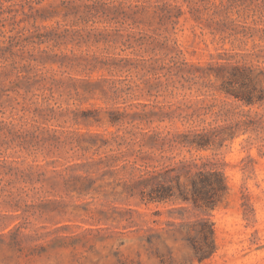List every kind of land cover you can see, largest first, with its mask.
Segmentation results:
<instances>
[{"label":"trees","instance_id":"trees-1","mask_svg":"<svg viewBox=\"0 0 264 264\" xmlns=\"http://www.w3.org/2000/svg\"><path fill=\"white\" fill-rule=\"evenodd\" d=\"M43 1L0 0V22L10 26V33L0 40V57L11 60L0 65V181L7 182L0 188V207L4 208L0 212V235L9 236V244L14 246L46 234L28 225L29 216L37 214L39 220L53 222L54 216L44 217V213L54 205L66 204V197L115 199L119 195L117 186L130 181L120 174L126 175V167L138 169L128 160L132 147L125 128L120 127L124 113L118 112L119 106L109 107L103 116L102 108L86 106L74 119L84 129L43 126L37 121L54 118L55 109L60 107L52 88L60 80L56 72L19 62L46 60L41 52H37L38 57L34 54L39 47L35 44L48 38L40 31L38 20H51L61 11L64 16L102 13L126 18L127 7L144 12L145 0H59L45 5ZM181 1L156 0L157 4L148 7L154 8L155 16L164 23L173 17L177 21L186 4L196 12L195 19L210 28L212 42L221 46L228 43L230 49L218 51L217 59L204 62L177 61L172 56L158 68V76L164 77L159 85L165 95L174 97L185 91L196 94L184 96L185 102L176 100L162 106L160 120H166L170 127L149 136L153 148L150 155L155 156L156 164L145 171L141 200L145 206H167V213L175 219L165 221L162 241L167 256L161 259L162 264H193L215 253L209 213L224 202L228 193L220 162L222 149L247 135L244 141L248 150L258 143L257 151L264 156V45L246 48L249 39L264 41V0ZM21 24V29L14 30ZM26 24L31 28H25ZM118 92L130 97L127 88H118ZM103 124L117 130L90 128ZM197 151H210L211 155H194ZM183 152L189 156H181ZM38 153L44 162H38ZM30 155L32 161L28 160ZM46 156L54 158L47 160ZM243 205L249 206L247 198ZM190 215L194 219H187ZM19 217L22 223L16 221ZM167 238L184 245L187 252H175Z\"/></svg>","mask_w":264,"mask_h":264},{"label":"rangeland","instance_id":"rangeland-1","mask_svg":"<svg viewBox=\"0 0 264 264\" xmlns=\"http://www.w3.org/2000/svg\"><path fill=\"white\" fill-rule=\"evenodd\" d=\"M51 1L59 2L44 0L43 4ZM170 1L182 3L181 0ZM149 4L157 2L145 0L144 12L135 6L127 7L126 18L121 14L102 13L64 16L61 11L51 20L37 21L40 31L47 33L48 38L35 44L39 47L34 54L38 57L37 52H41L46 60L19 63H32L56 72L60 80L52 85L57 105H60L55 109L54 118L37 122L59 129H84L82 124H75L74 119L86 106L102 108V116L109 107L119 106L118 112L124 113L120 127L125 128L128 145L132 147L128 160L138 169L126 167V175L120 174L119 177H129L130 181L125 185L127 188L117 186L119 195L115 199L90 195L66 197V204L54 205L44 213V217L53 215V222L39 220L37 214L29 216L28 225L33 224L37 231L46 233L40 239L33 237L14 246L9 244V236L0 235V264H162L161 259L167 256L162 241L166 235L163 228L166 220L175 219L167 213V206H145L141 200V193H145V171L156 164L155 156L150 155L153 148L149 136L162 127H170L166 120H160L162 106L176 100L185 102L184 96L196 94L185 91L174 97L165 95L159 85L164 77L158 76L161 73L158 68L172 56L177 61H211L217 59L216 52L230 49V44L221 46L212 42L210 28L197 21L196 12L192 13L186 4L177 21L173 17L164 23ZM247 22L251 23V18ZM1 23L0 40L10 33L7 32L10 26ZM25 28L31 26L26 24ZM253 44L263 46L264 41L249 39L246 48L250 49ZM10 62L0 57V65ZM121 87L128 89L130 97L119 94ZM116 94L118 98H114ZM90 128L117 130L106 124ZM245 138L247 135L234 139L221 151L220 162L228 193L224 202L209 213L217 249L209 258L193 264H264V156L257 151L258 143L248 150ZM193 154L210 156L211 152ZM182 155L189 156L185 152ZM52 158L46 156L47 160ZM28 160L32 161L33 156H28ZM37 160L44 162L40 153ZM4 184H7L5 180L0 181V188ZM51 197L59 196L51 194ZM245 198L247 207L243 205ZM3 210L0 207V212ZM189 217L187 219H194L193 215ZM16 221L22 223V218ZM167 244L173 246L175 252H187L184 245L173 243L170 238Z\"/></svg>","mask_w":264,"mask_h":264}]
</instances>
